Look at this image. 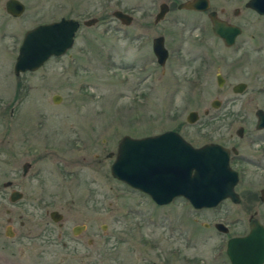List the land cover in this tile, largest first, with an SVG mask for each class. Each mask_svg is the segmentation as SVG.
I'll return each mask as SVG.
<instances>
[{
    "label": "rangeland",
    "instance_id": "rangeland-1",
    "mask_svg": "<svg viewBox=\"0 0 264 264\" xmlns=\"http://www.w3.org/2000/svg\"><path fill=\"white\" fill-rule=\"evenodd\" d=\"M58 1L29 0L22 16L11 17L0 0V138L10 133L20 139L23 134H35V142L39 147L45 145L50 153L38 164L42 171L26 178L19 175L26 142H18L15 150L20 151L9 158V163L0 158V190L4 197L8 188L2 185L3 180H24L22 197L14 204L7 197L0 198V229L6 226L8 216L14 217L11 224L16 233L28 232L33 223H47L45 236L33 238L18 233L6 238L9 244L13 242L16 264H26V260L31 264H155L156 249L141 239L146 232L142 225L147 222L138 223L134 218L138 212L152 217L166 208H173L176 218L188 221L190 258L196 256L199 264H228L225 254L214 256L215 246L211 243L225 240L228 234L213 226L206 228L202 222L221 220L229 224V234L242 232L248 229V216L254 208L264 221V205L259 199L264 186V157L258 159L264 150L258 146L253 149L247 139H241V152L261 164L233 162L239 174L235 189L240 201L226 198L215 207L199 210L184 198L157 205L142 190L112 176L114 155L108 156L111 151L115 153L123 134L142 136L170 128L193 135L195 142L221 137L224 143H235L229 135L232 132L237 139L234 129L220 126L221 120L203 113L204 108L215 112L210 104L218 89L215 56L209 51L211 45L197 43L188 36H198L199 28H192L200 22H205L208 36H212L206 14L190 9L175 11L184 18L182 24L172 22L175 12L170 11L154 23V9L153 15L133 10L135 19L123 26L112 15L113 8L123 5L144 10L150 0H90L88 5H79L78 13L88 10V15L98 20L81 24L74 45L61 56H51L36 70L16 75L13 64L23 32L38 22L54 19L59 13ZM219 6L242 8L243 0H211L212 8ZM159 33L165 35L169 48L180 35L187 36L184 51L170 48L163 65L157 63L151 48L152 37ZM134 34L142 35L136 38ZM56 93L61 99L54 102L52 96ZM191 109L199 112L194 123L186 120ZM52 209L62 213L61 224L50 218ZM75 224L85 227L74 234ZM88 238L93 242L87 248ZM86 249L93 250L88 258L82 256ZM174 262L184 261L180 257Z\"/></svg>",
    "mask_w": 264,
    "mask_h": 264
},
{
    "label": "flooded vegetation",
    "instance_id": "flooded-vegetation-1",
    "mask_svg": "<svg viewBox=\"0 0 264 264\" xmlns=\"http://www.w3.org/2000/svg\"><path fill=\"white\" fill-rule=\"evenodd\" d=\"M20 1L24 4V9L19 15H14L7 11V8H6L7 0H3L4 9L9 16L20 17L26 11L29 0H20ZM182 1H186V0H161L160 2H158V0H150L149 6H147L146 9L144 10L140 9V7H135V6L128 7V6L122 5V7L120 6V7L113 8L112 15L115 9H120L123 12L127 13L130 16V21L128 23L121 21L119 18L113 15L124 26V25L131 24L132 21L135 19L133 12L134 13L135 11H140L142 13L148 12V15H153V12H152L153 9L155 10L153 21L154 23H157L159 20L156 21L155 17L159 11L161 3H165L167 7V10L164 16L170 11L175 12V11L182 10V9L183 10L190 9L196 12L205 13L208 19L209 31L211 32L212 36H208L209 33H208L207 27H205L206 25L205 22H200L198 25H193L192 29H196L197 27L199 28V31L197 32L198 36H193L192 34L188 36L189 38H192L197 43H202V44L208 43L209 45H211L212 50H209V51L213 53L215 56L214 58L215 81H216V85L218 89L216 90L215 96L210 100L211 101L210 104L212 107H214L215 112L214 114H212L213 112L211 113L209 108H204L203 113L209 118H215V119L221 120L222 124L220 123L221 124L220 126H223L226 124L227 126L225 127L234 129L235 136L237 137V139L232 137V132L229 135H230V138L233 139V141H235V143H230V144L220 141L221 139L220 136H222V134L219 135L220 138H217V139L210 138V139H205V140H202L203 136L199 134L198 135L199 139L202 141L195 142V140H193L194 139L193 135L191 136L183 135L178 129H171V128L164 129L157 133H160L166 130H175L187 142H189L195 147L202 146L206 143L220 144L228 148L229 150L228 162L231 167L235 160H248L250 162L253 161L257 164H261L260 160H257L254 157L252 158V156H249L247 153L241 152L240 147L238 145H239L240 140L244 138L249 141L251 148L254 149V146H258V148L260 147L259 149L264 150V12H259L256 9L250 6H247L246 3L248 0H243L242 8L239 6H235L231 10L224 6L212 8L211 0H209V7L204 10L179 7V4ZM89 2L90 0H59L58 1L59 13L57 14L58 16L56 15V17L52 20L41 21L38 23L59 20L63 17L72 18L79 22V27H78V30H79V28L81 27V24L82 23L84 24L85 20H88L90 18H95L94 22L98 20L97 16L88 15L89 14L88 10L83 9V11H79L78 13L79 5L80 4L84 5L85 3L88 5ZM62 10H67V11L62 12ZM212 10L215 11L216 16L219 19L225 21L226 26H232V27L235 26L237 27L238 31L237 32L230 31L224 25L223 26L224 30H221V32L224 31L225 33H227L228 39L224 38L222 34L214 32L212 29V22L209 17V12ZM243 13L246 14L244 15V18L242 16ZM148 15L146 17H148ZM81 16H85V17L80 18ZM164 16L162 18H164ZM183 19L184 18L180 17L178 13L175 12V16L173 17L172 22L183 24L184 23ZM260 23H263V24H260ZM27 29H25V31ZM25 31L23 32L22 38L24 36ZM77 31L75 33L74 43H75ZM141 35L142 34H134L133 37L138 38ZM158 35H162L164 38V45L168 51L167 58L170 53V48H174L178 52L184 51L187 36L180 35L178 37L180 39L176 41V44L174 42V45L171 44L172 46L169 48L166 45L165 35L163 33H159L152 37L151 48H152L153 38ZM213 44H214V47H212ZM205 59L206 58L202 59L203 62ZM207 59H209L208 53H207ZM13 109L14 107L11 108V111H10L11 113L14 112ZM191 110H195L198 113L196 119L190 122V123H194L195 121H197L199 117V112L196 109H191ZM225 119L227 120L224 121ZM187 122L189 121L187 120ZM157 133H152V134H157ZM11 135L12 133H10L8 137L0 138V158L3 160H6L7 163H9L8 161L9 158L15 157L16 155H18L20 151V150L19 151L15 150V147L19 144L18 142L19 141H23V143L26 142L24 143V146H25V148L23 149L24 157H23V160L21 161V172L19 174L20 178H26L28 175L39 174L40 171H42V165H38V164H40L43 160H45L48 156H50V153L47 152L46 146L44 145L43 147L41 146L39 147V144L35 142L37 140V137H35V134L34 135L27 134V133L26 135L23 134L21 136V139L19 137L11 136ZM146 135H150V134H146ZM6 146H8L9 148L7 149ZM258 148L256 147L255 149H258ZM50 151L53 152L52 150ZM1 155H5V156H3L2 158ZM262 157H264V155H261L260 158L258 159H262ZM17 178L18 177L7 178L3 180L2 182V185L5 188H8L6 197L9 199L11 204H14L17 200H19L23 194L22 188L24 186V183L22 182L24 180L22 179L16 180ZM238 179H239V176H238ZM1 193L2 191L0 190V198H6L3 196L4 194H1ZM144 193L150 197L148 193L146 192ZM260 195H261V191H259V199L264 205V199H262ZM176 198H184L187 201V203L190 204L195 210H199L201 208L215 207L219 205L226 198L230 199L232 202H235L231 198L226 197L222 199L215 206L197 208V207H194L190 203V201L186 199L183 195H176L169 202L164 203V204H168L174 201ZM240 199L241 198L239 194V201ZM153 202L155 201L153 200ZM156 204L164 205V204H158V203ZM52 210H57V209H52ZM6 211L8 213L10 212L14 213V210H12V208H6ZM50 211H49V216H50ZM125 213L127 214L128 210H126ZM139 215L141 216L137 218V216ZM175 215L176 213H174L173 208H166L161 214H158V215L154 214L152 217L148 216L146 212H138L136 213V217L134 219H136L138 223L147 222L146 224L142 225L143 228L146 227L145 229L146 232L144 233V235H141V239L144 242H146V244L152 245V247L156 249L155 254L157 258L156 260H154L155 264H175L174 262L175 259H180V257L184 261L182 264H199L200 263L199 258H196V256L190 258L189 256L188 251H189V247L191 246L190 245L191 244V232L186 226L188 224V221H186L184 218H181V219L180 217L176 218ZM62 217H63L62 213L58 220H54L50 216V218L55 222L61 220ZM13 218H14L13 216H8L6 226L2 230L0 229V264H16L17 263V261L15 260L13 242L9 244V240H7L6 238L13 237L18 233L20 234V236H27V237H33V238L34 237L39 238V237L45 236L44 232L47 226L46 222L30 224L32 225V228H29L28 232L21 233L18 231L16 233L15 229H13V225L11 224V222L13 221ZM125 219L127 220V217H125ZM252 220H257L264 227V221L261 219L259 211L255 208L249 213L248 229L242 232L229 234V224L221 220L219 221L223 222L228 228L226 231L219 229L215 226V223L218 221H214L213 223L202 222L203 226H205L206 228H210L213 226L217 231L228 234L225 240L223 238H219V240L217 241L215 240L211 241L212 245L215 246V249L213 252L214 256L216 255L215 257L217 258L220 255L225 254L228 260V264H231L230 258L227 254L228 240L232 236L245 235L249 231V224ZM59 224H61L60 221H59ZM147 224H150L151 226H148ZM20 225L24 226L25 225L24 221L21 220ZM79 225H81V228L79 229L77 233L73 232V227H72V232L74 234H78L85 227V224H79ZM58 235H61V233L58 232ZM92 242L93 240L91 238H88L86 240L87 248ZM193 243L196 244L195 242ZM167 244H171V245L169 247H166ZM92 251H93L92 249H86V252L82 256L83 257L86 256V258H88L89 254L92 253ZM28 257L30 256L28 255ZM25 262L26 264L32 263V261L30 260H26ZM83 264H90V261H86V263H83ZM262 264H264V262Z\"/></svg>",
    "mask_w": 264,
    "mask_h": 264
},
{
    "label": "water",
    "instance_id": "water-1",
    "mask_svg": "<svg viewBox=\"0 0 264 264\" xmlns=\"http://www.w3.org/2000/svg\"><path fill=\"white\" fill-rule=\"evenodd\" d=\"M246 4L264 12V0H248ZM179 7L204 10L209 7V0H186ZM6 8L8 12L19 15L24 4L20 0H7ZM166 10L165 3H161L156 21L164 16ZM113 15L125 23L130 21V16L120 9H115ZM209 17L213 31L228 39V34L221 32L225 21L219 19L214 10L209 12ZM94 20L95 18H90L84 24L90 25ZM78 27L77 20L63 17L38 23L27 29L15 58L14 73L17 75L26 70H36L51 56L66 53L74 43ZM226 27L230 31H238L235 26ZM152 49L157 62L163 65L168 51L162 35L153 38ZM60 99L61 96L57 93L52 96L54 102ZM197 114V111L190 110L186 119L192 122ZM111 155H114L110 165L112 176L148 193L158 204L167 203L176 195H183L197 208L215 206L226 197L239 201V194L235 190L238 171L228 162V148L220 144L206 143L195 147L175 130L143 136L126 133L119 138L115 153H108V156ZM260 191V197L264 199V187ZM50 216L58 220L61 213L51 210ZM215 226L224 231L228 229L221 221L216 222ZM80 228L81 225L76 224L73 232L77 233ZM227 254L231 264H262L263 225L252 220L245 235L230 237Z\"/></svg>",
    "mask_w": 264,
    "mask_h": 264
}]
</instances>
